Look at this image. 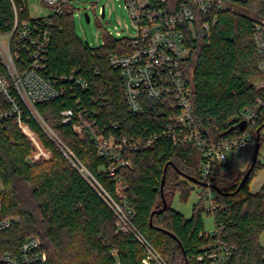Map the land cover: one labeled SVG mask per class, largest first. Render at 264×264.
<instances>
[{
	"label": "trees",
	"instance_id": "obj_1",
	"mask_svg": "<svg viewBox=\"0 0 264 264\" xmlns=\"http://www.w3.org/2000/svg\"><path fill=\"white\" fill-rule=\"evenodd\" d=\"M150 1L177 10L188 0ZM15 4L19 22L31 19L28 5L21 0H15ZM247 5L240 2L237 8L218 10V21L209 30L202 24L207 17L199 14L193 28L187 29L191 52L183 61L184 75L193 112L209 141L238 133L241 125L232 119L243 109L255 106L262 93L254 86L260 72L252 34L253 15ZM51 20L49 70L81 74L88 79L89 88L69 82L68 88L74 85L72 91L36 103L60 144L30 112L25 123L35 134L34 139L15 117L0 120L1 213L16 218L0 231V250L16 252L26 236L35 234L41 237L50 264H143L144 246L133 233L118 229L114 210L95 182L79 169L84 166L106 190L115 193V183L103 170L105 161L96 143L89 133L64 123L62 111L77 106L91 112L94 109L101 135L113 132L140 137L146 130L154 132L165 126V104L148 100L146 113L134 116L129 112L119 71L109 63L111 54L127 50L124 38L105 33L103 44L91 47L77 34L74 7L69 4ZM14 23L12 0H0V34L11 32ZM259 128L262 145L264 111L247 129L256 139ZM201 153L193 143L160 139L127 154L132 164L123 167L121 173L135 224L170 264L197 263L202 248L216 240L235 247L229 264H264L260 240L264 233V184L258 191H250L256 171L263 167L258 159L240 190L247 170L231 174L227 161L214 164L209 181L216 188L214 219L217 226L222 224L221 232L205 234L202 199L195 203L190 217L172 207L177 192L187 200L190 184L203 183L196 161L200 155L201 164Z\"/></svg>",
	"mask_w": 264,
	"mask_h": 264
},
{
	"label": "built area",
	"instance_id": "obj_2",
	"mask_svg": "<svg viewBox=\"0 0 264 264\" xmlns=\"http://www.w3.org/2000/svg\"><path fill=\"white\" fill-rule=\"evenodd\" d=\"M21 1L28 5V0ZM44 1L52 10L50 14L19 22L17 6L15 0H12L14 27L11 32L0 34V120L15 117L21 128L34 139L35 134L29 124L25 123L27 112H30L47 134L60 144L56 133L36 108V103L72 91L74 85L87 89L89 81L74 71L59 74L49 70L51 16L61 14L64 5L74 6L71 0ZM240 2H248L246 9L253 15L252 34L260 72L254 86L262 93L255 106L243 109L232 119L239 125L246 121L244 129L209 141L193 112L191 90L184 75L183 61L191 52L187 29L193 28L199 14H202L207 17L202 24L209 30L218 21V10L237 8ZM126 3L137 32L133 36L122 37L127 50L111 54L109 63L119 71L129 112L134 116L142 115L146 113L148 100L163 101L168 119L165 126L154 132L146 130L140 137L113 132L101 135L102 129L95 110L91 112L89 108L80 106L64 109L62 121L74 125L79 132L89 133L96 143L97 152L105 161L103 170L115 183V193L106 190L84 166L79 169L95 182L103 198L114 210L118 229L133 233L144 246L146 254L142 259L143 264H170L135 224V212L125 196L126 187L121 169L132 164L127 156L129 152L148 147L160 139H168L174 144L197 145L202 150L200 172L203 183L200 185L203 190L200 196L204 203H208L207 211L214 216L216 188L209 181L212 168L216 162L227 161L229 151L254 143L256 145L257 135L255 139L247 128L253 127L259 114L264 111V0H188L177 10L152 4L150 0H126ZM117 35H120L119 31ZM69 82L74 85L68 88ZM76 102H80V99ZM262 147L264 149V144ZM2 189L0 181V231L10 227L16 220L14 216H3L1 213ZM222 228V224H215L214 230L205 234H217ZM234 248L220 240L212 241L202 248L203 252L197 256V263L194 264H229ZM0 264L50 262L42 247L41 237L33 234L24 238L16 252L0 250Z\"/></svg>",
	"mask_w": 264,
	"mask_h": 264
},
{
	"label": "rangeland",
	"instance_id": "obj_3",
	"mask_svg": "<svg viewBox=\"0 0 264 264\" xmlns=\"http://www.w3.org/2000/svg\"><path fill=\"white\" fill-rule=\"evenodd\" d=\"M74 8V25L77 34L91 47H98L103 44L104 34L111 33L117 37L133 36L137 32V26L127 6L126 0H71ZM104 8V15H103ZM28 10L31 18L46 16L52 12L44 0H28ZM89 15L90 20L86 18ZM120 35H117V32ZM264 144V128L262 129V146ZM261 146L258 160L263 167L256 171L250 184V191H258L264 184V149ZM255 143L248 147L235 149L228 152L227 162L231 166V174H238L240 171L247 170L253 158ZM49 155L48 151H44ZM200 155L196 161L200 165ZM192 190L187 200H183L180 192L173 197L172 207L190 217L193 213L195 203L201 200L200 193L203 190L201 185L190 184ZM208 203L202 212L205 231H213L215 228L214 216L207 211ZM264 246V233L260 237Z\"/></svg>",
	"mask_w": 264,
	"mask_h": 264
},
{
	"label": "water",
	"instance_id": "obj_4",
	"mask_svg": "<svg viewBox=\"0 0 264 264\" xmlns=\"http://www.w3.org/2000/svg\"><path fill=\"white\" fill-rule=\"evenodd\" d=\"M103 15H104V8H103ZM86 18L88 21L90 20V17L88 14H86ZM245 127H246V121H243L241 124V128L244 129ZM260 130H261V128L258 129V133H257V141H256V145H255V150H254L253 161H252L250 167L247 169L246 173L244 174L237 190H240L242 188V186L244 185V183L249 179L251 172L254 169V166H255L256 161L258 159V155H259V151H260ZM166 206H167V202L164 200V208H166Z\"/></svg>",
	"mask_w": 264,
	"mask_h": 264
}]
</instances>
